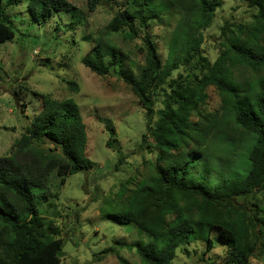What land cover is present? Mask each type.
<instances>
[{"label":"trees","instance_id":"trees-1","mask_svg":"<svg viewBox=\"0 0 264 264\" xmlns=\"http://www.w3.org/2000/svg\"><path fill=\"white\" fill-rule=\"evenodd\" d=\"M246 1L256 9L254 21L227 20L221 29L225 40L213 61L202 49L204 31L223 0H128L106 27L108 35L136 39L162 14L177 15L166 59L145 35L139 76L124 75L144 108L153 139L148 146L156 152L144 177L133 186V178L119 186L111 202L116 210L108 214L151 237L137 249L136 264H172L177 249L189 244L196 231L207 233V252L217 242L226 243V264H251L256 250L264 248V204L255 198L264 190V0ZM101 2L88 0V7L95 10ZM18 3L0 0V43L15 37L7 6ZM69 7L67 0L27 4L39 24ZM96 41L83 63L104 76L116 65L110 55L118 56L120 50L111 36ZM181 66L184 73L173 77ZM67 83L79 91L76 81ZM210 87L221 101L214 112L204 110ZM37 95L41 110L16 141L15 152L0 157V264H62L60 227L40 213L29 188L45 187L54 171L63 184L69 174L94 166L86 153L89 136L77 101ZM45 143L49 146H38ZM118 162H123L121 154ZM109 251L114 248L102 253ZM116 255L119 264H133Z\"/></svg>","mask_w":264,"mask_h":264},{"label":"rangeland","instance_id":"rangeland-1","mask_svg":"<svg viewBox=\"0 0 264 264\" xmlns=\"http://www.w3.org/2000/svg\"><path fill=\"white\" fill-rule=\"evenodd\" d=\"M67 1L70 11L60 10L44 24L32 18L28 0L7 6L16 34L0 43V157L15 152L16 141L41 110L42 100L37 93L58 99L73 97L87 125L86 153L94 166L69 174L63 184L54 171L45 187L29 190L36 197L40 213L60 227L65 240L62 264H119L117 253L136 264L140 261L137 249L144 248L151 237L134 223L120 222L108 214L116 210L111 202L119 186L131 178L129 184L133 186L144 177L156 152L148 146L153 139L147 130L144 108L124 75L130 79L139 76L145 64V52L140 50L145 47V35L154 40L159 55L166 59L177 15L171 18L164 13V18L156 19L146 29L147 33L129 39L119 33L108 35L106 28L128 0H102L95 10L89 9L88 0ZM255 12L246 0H223L212 25L204 31V54L215 60L225 40L221 29L227 20L249 25ZM77 19L81 23H76ZM110 36L120 54L110 55L116 65L102 76L85 66L83 58L98 38ZM179 73H184V66L175 69L173 77ZM67 81H76L79 91H72ZM159 105L156 103L155 108ZM220 105V95L210 87L204 110L214 112ZM144 134L148 136L145 142ZM120 154L122 163L118 162ZM255 198L264 204V190ZM106 199L108 203H103ZM206 234L196 231L189 244L177 249L172 264H226V243L217 242L207 252ZM261 237L264 245V226ZM109 247L114 251L102 253ZM251 264H264L263 247L256 250Z\"/></svg>","mask_w":264,"mask_h":264}]
</instances>
